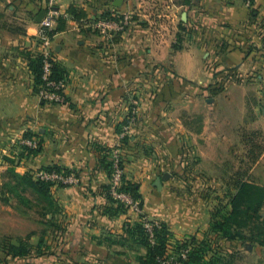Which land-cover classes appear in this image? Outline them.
Masks as SVG:
<instances>
[{"label":"crops","instance_id":"obj_1","mask_svg":"<svg viewBox=\"0 0 264 264\" xmlns=\"http://www.w3.org/2000/svg\"><path fill=\"white\" fill-rule=\"evenodd\" d=\"M47 1L0 0V174L9 135L31 128L41 149L21 156L17 172L56 165L77 170L81 183L51 187L64 231L43 225L10 235L11 244L27 239L34 250L14 258L2 246L0 264H141L147 247L129 232L140 215L118 209L104 190L106 149L120 144L128 180L139 188L136 201L167 225L169 242L207 240L208 259L230 252L231 242L219 235L225 246L212 248L211 224L214 207L230 211L231 189L216 199L199 193L207 191V177L216 182L221 162L231 169L244 129L264 134V0H58L70 18L54 28L66 80L65 101L54 105L40 99L31 68ZM110 12L142 18L122 34L91 23ZM181 96L190 100L181 104ZM133 117L131 139L122 144L120 127ZM241 254L264 264V247L247 245Z\"/></svg>","mask_w":264,"mask_h":264},{"label":"trees","instance_id":"obj_2","mask_svg":"<svg viewBox=\"0 0 264 264\" xmlns=\"http://www.w3.org/2000/svg\"><path fill=\"white\" fill-rule=\"evenodd\" d=\"M73 13L76 15V18H80V15L77 14L76 11H73ZM62 20L63 18L59 20V23ZM55 33L56 30H52L49 34L54 35ZM31 68L33 74L35 75L36 85L39 87L43 82L41 55L32 60ZM52 78L55 80L64 79L63 70L57 62L53 65ZM129 139H131V137L128 135L124 137L122 139L123 144L128 143ZM27 148L28 155L36 154L41 149L40 146L37 149ZM111 153L112 149H106V158L104 159L106 169L110 176L113 172L112 161L109 159ZM8 160L11 162V165L1 174L0 198L3 201H9V197H7V195L10 194L9 189H12L11 193H13V188H18V186L22 184L25 185L26 188H29L37 198V212L43 217V219H40L39 222L42 223V225H45V227L52 228L55 231L53 233L64 231V228L55 222V200L52 195L50 183L36 180L28 172L25 174L17 172L14 164L12 163L13 160ZM124 163L125 161L123 159L121 161V165L123 167H125ZM47 169L49 171L74 174L78 178L80 176L77 170L63 168L56 165L48 167ZM184 177L187 179L189 178V176L186 175ZM109 188V186H105V192ZM122 190L130 193L135 200L140 198L137 184L127 180L126 174L123 179ZM110 198L112 199L113 197L111 196ZM112 200L114 201V198ZM229 200L230 211H225V207L223 206L216 210L211 224L212 232L218 234L220 238L227 242L233 243V241L241 240L244 244L250 246L264 247V185L249 180L239 181L236 184V192L229 195ZM20 201V204H25L24 206L28 207L29 204L24 203L21 199ZM116 204H118V209L126 210V206L123 203L119 202ZM141 204L142 203H140V206ZM48 214H53V217L48 219ZM129 232H136L139 237V239L136 240V243L147 247V254L144 257H139V262L141 264H163V261L170 258V256H175L176 259L173 261L175 264L176 260H182L179 254L182 250L188 248L189 245L191 246V249L188 253L187 259L183 261L184 264H245L244 256L240 251L234 248H231V251H227V253H222L220 251H217L216 253L214 251L213 258L208 259L207 252L211 248L209 241L203 240L202 242L197 243L195 238H191L192 240L189 241H179L176 243L175 247L171 248V253L174 255H171V253L169 254L168 252L170 248L168 242L169 235L171 233L167 225L164 223H160L157 227H155L154 243L150 240L144 227V223L141 221L137 226H134L133 228L130 227ZM7 241L8 240L5 239L4 242L1 243V246L4 247L8 255L14 258L28 257L34 250L27 239L21 240L17 245L11 244L9 241L8 243ZM42 243L43 242H41V245Z\"/></svg>","mask_w":264,"mask_h":264},{"label":"rangeland","instance_id":"obj_3","mask_svg":"<svg viewBox=\"0 0 264 264\" xmlns=\"http://www.w3.org/2000/svg\"><path fill=\"white\" fill-rule=\"evenodd\" d=\"M151 5H152V3H151ZM156 8H158V7H156ZM125 14H128L130 16V18H129L130 24H132L133 21L136 20V17L142 18V17L136 16L135 14H132V13L110 12L108 14H104V15H101L99 17H95L93 19V22H91V23L93 25H95V22H97L100 19H105V18H110V19L114 18L115 19L117 16H121V15H125ZM83 22L84 23H87V22L90 23V20L83 21ZM122 33L120 32L119 34H122ZM158 84H161V83H158ZM156 85H157V83H156ZM35 88L37 90L39 89V87L37 85ZM134 98H137V99H134L135 101L132 100L131 103L135 104V106L138 107V105H140L141 100L137 96ZM187 100H190L189 97L181 96V102L180 103L184 104L185 102H187ZM54 104H60V103H52L49 105H54ZM127 120H128V118H127ZM127 120L125 118L124 124L121 125L120 133L123 132V128H124V125L126 124ZM30 131H31V128L25 130L24 132H20L19 134H16V132H14V133L12 132L9 135L10 145H9V150L6 152V155H5V157H7L5 159L7 168H9L11 165V162H9L8 158L13 160L12 163L14 164V167L17 170L18 166L20 165V163L22 161L21 156H26V154H27V156H31V155H28V153H27V150H28L27 146L22 144V140H24V139L38 138V137H35V136H38L37 134H34ZM242 132H243V135L241 138V142H244V143H242V148H241L242 152L240 154H237L236 156H234L233 160H231V163H230L231 169L224 171V168L222 165L223 162H221L220 166H222V167H217V170H218L217 173H219V176L216 177V182L215 181L211 182V180L207 177V182H208L207 187H206L207 191H205V193L200 192L199 193L200 195L210 197L212 199H216L218 197L221 198V197H223V189L225 186H229V188L231 189V191L229 192V195H231V194L236 192V184L242 180H249V181H253V182H257V183L258 182L264 183V159L263 160L260 159L261 155L264 153V134L260 130H253V129H244ZM30 134H32V135H30ZM121 143L123 144L122 139H121ZM236 146H237L236 150H239V145H236ZM114 148L120 149V153L122 155V160L124 159V161H125V163H124L125 167L124 168L126 171L125 172L126 173V179L128 180L127 170H126L127 156L122 151L121 144L117 147H114ZM111 154H110V158H109L110 161H112ZM47 168L48 167L42 168L39 170L49 171ZM5 170H2V171H5ZM39 170H36L34 172H31V171H26V172L30 173L34 177V179L39 180L35 176V174ZM0 173H1V171H0ZM1 177L2 176H0V181H1ZM79 178H80V176H79ZM109 180L111 182V176L110 175H109ZM79 181H80L79 182V184H80L81 178ZM110 182L108 185L109 187H110ZM50 185H51V187H54V186H57V187L69 186V187H71V186H75L78 184L55 185V184L50 183ZM211 185L216 186L215 191L210 189ZM109 189L107 190L108 192L106 191V193L108 196L111 197ZM209 189H210V191H209ZM9 190H10V194L7 195V197H9V201H5V200L3 201L0 198V247H2L1 243L4 242L5 239L10 238V235L11 236L12 235H19V234L20 235L21 234L27 235V233L30 232L32 229H36V228L41 229V227L43 226L42 223L39 222V220L43 219V217L41 215H39V213L37 212L38 211L37 198L35 197L33 192L29 188H26V186L23 184L18 186V188H13V193H11L12 189H9ZM25 190H27V191H25ZM19 196H21L22 198ZM20 199L22 201H24V203L29 204L28 205L29 208L27 206H24L25 204H23V205L20 204L21 203ZM40 201H44V200H40ZM114 201H115V203H119L115 199H114ZM126 209L128 210L127 207H126ZM214 209L216 211L217 208L214 207ZM139 215H140V221L141 222H143L144 219H147L151 222H155V223L157 222L158 224H160L159 221L151 219L150 217H148L144 213H141ZM214 235H215L214 236L215 239H213L212 248L225 246L224 244H222L223 240L219 239L218 234L216 235V233H214ZM184 240L189 241L192 239L191 238H185ZM184 240H181V241H184ZM168 244H169V248H173L176 246V244H174V243L172 244V242H168ZM235 244L237 245V246H235L236 249L238 248V251H240V252H243L247 246V244H244L241 240H236V241H233V243H231L232 246H234ZM232 246H231V248H232ZM229 248L230 247L228 246L226 249L228 250ZM207 256H209V254ZM209 258L212 259L213 257L210 256ZM248 260L250 261V264L254 263V260H252V259H248ZM244 261H245V264H247L246 262H249V261H246L245 259H244ZM172 264H174V263H172Z\"/></svg>","mask_w":264,"mask_h":264},{"label":"built area","instance_id":"obj_4","mask_svg":"<svg viewBox=\"0 0 264 264\" xmlns=\"http://www.w3.org/2000/svg\"><path fill=\"white\" fill-rule=\"evenodd\" d=\"M248 5H251L252 0H246ZM115 16V15H114ZM70 18L69 14L61 9L59 6L58 0H48L47 6L45 9V16L41 22V29L39 33V55L42 57V84L39 86L38 94L39 97L48 104L52 103H63L65 101V89H66V80H55L52 78V69L53 65L56 63L55 57V48L53 38L54 35L49 34L54 30L55 26L58 25L59 20ZM130 16L128 14L117 16L114 18H105L100 19L95 22V27L103 31L104 33H122L130 25ZM137 102V101H136ZM135 111L133 112V114ZM134 117L128 120L127 124L124 125L123 132L120 133V138L123 139L126 137L131 128V123ZM22 144L25 146L37 149L40 146V140L38 138H27L22 140ZM112 159V175L110 182V195L117 201L123 203L129 210L137 214L142 213V208L140 203L137 202L133 196L122 190L123 179L125 177V168L121 165L122 155L120 149L114 148L111 154ZM36 178L52 183L55 185H73L79 184V178L74 174H66L58 171H45L39 170L35 174ZM144 227L149 235L150 240L154 243V230L159 224L156 222H151L147 219L143 220ZM191 249L189 245L188 248H185L181 251L179 256L181 261H175V264H184L183 261L187 259L188 253ZM169 254L171 249H169ZM171 255H174L171 253ZM175 256H170L163 261V264H172L175 260Z\"/></svg>","mask_w":264,"mask_h":264},{"label":"water","instance_id":"obj_5","mask_svg":"<svg viewBox=\"0 0 264 264\" xmlns=\"http://www.w3.org/2000/svg\"><path fill=\"white\" fill-rule=\"evenodd\" d=\"M117 6H120L121 5V0H117L116 3H115ZM45 16V11L41 13L40 15V20H42ZM161 178H157V181H156V186H158L159 188H162V184H161Z\"/></svg>","mask_w":264,"mask_h":264}]
</instances>
